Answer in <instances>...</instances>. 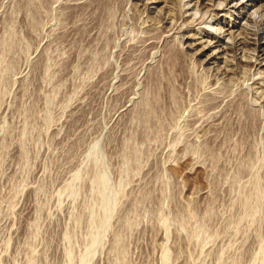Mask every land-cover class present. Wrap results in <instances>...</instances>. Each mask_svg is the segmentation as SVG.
<instances>
[{
  "label": "rangeland",
  "instance_id": "374dc122",
  "mask_svg": "<svg viewBox=\"0 0 264 264\" xmlns=\"http://www.w3.org/2000/svg\"><path fill=\"white\" fill-rule=\"evenodd\" d=\"M194 1L0 0V264H264V66L197 51L264 0Z\"/></svg>",
  "mask_w": 264,
  "mask_h": 264
},
{
  "label": "bare ground",
  "instance_id": "6f19581e",
  "mask_svg": "<svg viewBox=\"0 0 264 264\" xmlns=\"http://www.w3.org/2000/svg\"><path fill=\"white\" fill-rule=\"evenodd\" d=\"M152 1L156 2V1H160V0H152ZM172 1L173 0H164V3L166 4L165 6L167 7V9L170 8L169 4ZM193 1L194 0H190V3H192ZM253 1L254 0H249L247 2H245V0H223V1L222 0H196L193 3V5H194L193 7H198V8H199V6L209 7V11L211 12V20L215 17V20L213 22L219 23V17H220L221 13H224V17H226L227 14H233L234 12H237L238 14L239 13L242 14L243 10H245L249 5H251L253 3ZM166 7H165V9H166ZM217 11H219V13ZM263 13H264V9H263ZM257 15H258L257 12H252L248 15L246 23L240 24V26H239L240 27V33H238V35H235L236 33H234L235 27H231L228 30V36H225V32H223L224 27L219 28L218 29L219 32L217 31L218 33H213V30H209V32H206L207 33L206 36L208 37V39H206L204 42H202L200 44V49L197 51L199 52L200 55H205L207 53V51H206L207 49H209V51L213 50L212 53H209V65H213L214 63H216V62H212V60L216 61L217 55H219V54H217L218 51L221 52L222 56L227 57V58H224V60H225V62L229 63L228 65L230 66V67H228V69H226L224 71L225 74H227V75H232V76L235 75L237 73V67L243 66V65L249 66V67H254L256 70H258V72H261V68H262V66H264V63H263V60L259 61L260 60L259 58L262 56V55L260 56L259 54L262 53L264 55V29H263V27L253 28V25H251V24L256 22L254 18ZM259 16H261V18H262L264 16V14L258 15V17H257L258 19L260 18ZM213 22L211 21V22H209V24L213 23ZM262 22H264V18H262ZM239 36H241V38L238 39ZM187 38L193 39V36H187ZM221 42H224L222 47H219L217 49L215 47V49H213L214 48L213 46L216 43H221ZM189 45H190L189 47L191 49L192 48L194 49L193 42L192 43L190 42ZM240 49L246 50V51L254 50V51H256L255 53L257 55L256 56L254 55V57H253L254 59L251 57L252 58L251 60H245L244 61V60L240 59V62H239L240 65L237 63L234 65V64H232L233 63L232 60L229 61L228 55L232 52H235V51L237 52ZM232 56H233V54H232ZM263 74H264V72H263ZM231 78H233V77H231Z\"/></svg>",
  "mask_w": 264,
  "mask_h": 264
}]
</instances>
